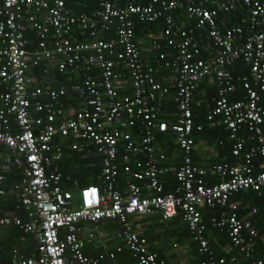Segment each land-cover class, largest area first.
<instances>
[{
	"label": "built area",
	"instance_id": "obj_1",
	"mask_svg": "<svg viewBox=\"0 0 264 264\" xmlns=\"http://www.w3.org/2000/svg\"><path fill=\"white\" fill-rule=\"evenodd\" d=\"M70 1L0 0V199L7 194L4 173L19 169L10 190L17 209L26 214V220L4 215L0 227L13 226L35 240L33 255L13 249L10 262L0 264L112 261L120 245L115 252L88 256L78 235L81 223L99 221L115 222L117 237L139 264H164L129 222L156 213L162 225L181 214L199 252L207 256L201 264H226L209 248L200 222L198 209L216 206L228 210L212 217V225L226 227L239 255L250 257L247 239L257 232L229 200L241 191L264 190V0H150L146 5L99 0L91 13H73ZM180 12L189 27L179 23ZM220 13H238L240 24L221 27ZM160 19L163 25L151 41L152 61L144 60L136 25ZM26 31L33 32L34 42ZM110 32L113 37L102 38ZM240 60L247 76L230 70ZM35 67L50 74L32 88L33 73L27 74ZM164 70L171 76L161 83L158 75ZM57 73L67 78L55 82ZM208 78L216 82L217 96L207 123L228 131L236 161L202 168L192 161L191 105L198 84ZM128 85L131 94L120 97ZM238 92L241 98L232 99ZM165 98L175 103L178 117L171 130L182 152L178 185L168 193L158 178L166 155L155 146L156 132L168 130L155 106ZM74 152L100 157V185L64 189L58 163ZM132 153L145 156L134 168L127 163ZM121 174L129 179L123 187ZM207 175L220 181L208 184Z\"/></svg>",
	"mask_w": 264,
	"mask_h": 264
},
{
	"label": "crops",
	"instance_id": "obj_2",
	"mask_svg": "<svg viewBox=\"0 0 264 264\" xmlns=\"http://www.w3.org/2000/svg\"><path fill=\"white\" fill-rule=\"evenodd\" d=\"M128 1L129 0H118V2L121 5H123L124 3H127ZM76 2L77 3L75 4H72L71 2L69 5L72 4L73 9H75L79 13H88L92 11L93 9L94 10L97 9L98 7L96 4V2L98 3V0H77ZM79 10H83V11L80 12ZM177 19H178V16H177ZM178 21L180 24L185 23L184 18H181V17H179ZM150 33H151L150 31L144 32L141 35V37L137 39L136 42L139 45L143 59L152 61L153 51L151 47V41L155 33L153 34H150ZM169 76H171L170 72H167V70L164 72L162 71L161 74L158 75V81H160L161 83H165L167 79L169 78ZM215 85H216L215 81L211 78H208L204 80L203 82H201L193 94V102H192L191 107L193 108L194 104L196 103V100H197V103H200L202 100L207 98L209 93L211 92L210 91L211 87H215ZM131 91H132L131 87L129 85L126 86L125 91L124 90L122 91V93L120 94V97L131 94ZM167 99L168 98L163 99L164 101L163 104L161 102L158 105L156 104L155 106H156V110L158 114V121L160 120V121H165L167 123H171L174 121V117H175L174 109L175 108L172 103L173 101H171V99H168V100ZM208 105H206L207 112L205 114H207L209 111ZM199 126L200 128L202 127V125H199ZM219 128L220 127H216L214 125L208 124L206 120L203 131L200 133V135L197 138L196 137L194 138L192 161L195 165L202 167V168H209L212 164L222 163L221 160L226 159V155H225L226 144L224 142L228 143V140L226 138L223 142L222 138L224 137V135L221 129ZM218 140H221L220 141L221 149L223 150H217V147L220 146L217 144ZM60 143L62 142L60 141ZM155 146L156 148H158L159 151L164 152L166 155L163 161V164L159 168L158 176L165 178V180L167 176H169V178L166 181H168L169 179L174 180L171 182L172 186H170L169 188L170 190L168 191V192H173V190L175 189L174 188L175 172L181 166L182 152L176 145L175 140L173 138H170L168 136H160V134H158L157 132H156ZM136 154L137 153H132L130 155V159L127 162L128 164L132 166V168H134L135 161L143 160L145 158L143 153H138L137 155ZM71 156L72 154L69 156V158L64 159L63 162L65 160L66 161L69 160ZM88 157L93 159L92 162H95L94 166L98 168L99 170L98 176H100V172H101L100 157L96 154L90 155ZM134 157H137V159H134ZM233 159L234 161L227 162V163L233 164L236 161L234 157ZM260 161H261L260 157L254 160L256 165L259 164ZM60 162L58 166H59V171L63 175L64 189H69L72 191L79 190L80 187H77L74 190L72 188L67 187V185L71 183L72 181L71 179L69 182L65 181L67 176L71 178L72 172H75V169H72V170L70 169V168H73L74 165L70 168H67V167L64 168L62 167V165L60 166ZM11 170L16 172L15 175L18 180L20 177L19 175L20 170L17 168L11 169ZM120 176H125V175L121 174ZM94 177L95 175H93V178ZM5 182H6V179H5ZM15 182L16 181L9 184L10 189H11V186ZM206 182L208 183L207 180ZM90 185H93V184H90ZM4 186L8 190V184H5ZM247 191H251V190H247ZM241 192H245V191H241ZM234 195H232L231 201L229 202L231 206L232 205L237 206L233 198ZM16 201H17V198H16ZM17 205H18V201L15 205L16 209H17ZM241 207L243 208V205H241ZM200 208H206V207H200ZM207 208L210 214H212L211 211H213L216 208L219 209L220 211L221 209L224 210V208H221L219 206H216V208L214 207V209L209 208V207ZM254 209L248 211L245 215L241 217V219H243L244 221H248L250 223L249 217L253 215ZM242 210L244 211V209ZM10 214L11 213H8V215ZM23 214H24L23 219L26 220V217H25L26 214L25 213ZM176 217L172 218L170 222L168 221L166 225H160L159 224L160 215L158 213L146 216L144 217L146 218L145 224L142 226L140 230H135V231L142 233V234L147 233L148 247L149 246L151 247V248L149 247V249H153V251H155L159 257L161 256L165 258L167 261V264H198L200 260V256L196 250L197 248L195 244L196 241L194 240L192 236H189L188 232L186 231V227L184 226V223H182V221ZM137 220L139 219L130 217L129 222L131 223V226ZM114 223H115L114 221H99L95 224H90V223L80 224L81 228L83 229L79 231L78 235L80 236L81 239L85 240L84 252L86 255L95 256L98 252H103L105 249H107L109 252H113L114 247L121 244V241H118L116 238L115 230H116L117 225L115 224L116 227H114ZM251 227L257 232V237L255 238L259 240L258 242L264 243V234L259 233V231L256 228H254L252 225ZM0 229L4 230V235L0 233V249L4 250L3 253L7 260L4 262L10 261V252L13 250V249L11 250L12 247H17L14 249H17L18 252L22 254L24 257H29L34 254L35 243L33 242L32 240L33 238L30 235H27L21 231H18L17 228L13 226L0 227ZM89 232L92 234L91 238L87 237ZM220 232L221 231H218V230H215L213 234L211 232H208L209 236L207 237V240L211 242V244L209 243L210 244L209 246H211L209 248L211 250H213L212 245L213 246L215 244L220 245L221 236H222ZM16 239H20V240H18L17 243H15L14 241H16ZM127 250L126 252H121V253L114 251L115 252L114 259L108 262L104 261L103 264H108V263L109 264H137L134 254L132 253L133 254L132 255ZM219 251H222L225 254H230L233 252V248L231 245H226V247H220ZM238 259L234 263H229V264L243 263V260L241 258H238Z\"/></svg>",
	"mask_w": 264,
	"mask_h": 264
},
{
	"label": "trees",
	"instance_id": "obj_3",
	"mask_svg": "<svg viewBox=\"0 0 264 264\" xmlns=\"http://www.w3.org/2000/svg\"><path fill=\"white\" fill-rule=\"evenodd\" d=\"M76 1L77 0H71L70 2H68V6H69L70 10L73 13H79L78 11L73 9V6H72V4L77 3ZM149 1L150 0H136V2L138 4H141V5H143V4L146 5V4L149 3ZM71 2H72V4L69 5ZM96 4L98 6L99 0H98V3L96 2ZM79 11L81 12L83 10H79ZM93 11H94V9L92 11L88 12V13H91ZM236 15H230L229 16L230 19H229V17H226L225 15L220 13V14H218V22L221 25V27L239 25L240 22H239V19H238V17ZM177 16H178V19H179V17L184 18V16L181 14V12L178 13ZM184 24H185V27H189V25H190L189 23H184ZM162 25H163V19H160V20L156 21V23L150 24L147 27L145 25L137 24L136 25L135 41H137V39L139 37H141V35L144 32H146V31H150L151 32L150 34L155 33L156 31H158L160 29V27ZM25 35H26L27 38L31 39L32 42H34L35 37H34L33 32L26 31ZM109 37H113V33L110 32V33H107L106 35L102 36V38H105V39H108ZM31 47H33V44L30 46V49H32ZM158 64L159 65L163 64V62H160ZM40 70L41 69H38V67H35V68L31 69L30 72H28V74H27L28 76H30L33 73L32 74V78L34 79V82H32V86H34V87H32V88H35L36 86L37 87L40 86L43 83V81L50 74V72L43 73ZM246 73H247L246 72V68L243 65H241L240 62H238L233 75L234 76H243ZM65 78H67L66 74L57 73V75H56V80L57 81H55V82H60V81L64 80ZM52 86H58V85H57V83H55ZM210 91L211 92L209 93L208 97L205 98L204 100H202L200 103H197V100H196V103L194 104V106L192 108L193 121H194V131L192 133V137H194V138L195 137L197 138L200 135V133L203 131V128H204V125H205V122H206V114H205L207 112V106L206 105L209 104L208 105V109H209L212 106V102H211L212 99L217 96L216 86L215 87H211ZM195 95H196V93H195ZM241 96H242V93L238 92V93H235L232 96L233 97L232 99H239V98H241ZM199 125H202V127H201V130L197 131L196 128ZM263 127H264V125H263ZM219 129H221V131L223 132V135H224V137L222 138L223 142H224V140L226 138L228 140V131L225 130V128L223 126L220 127ZM12 130L16 131V127L12 126ZM169 137L172 138L171 135H169ZM220 141L221 140L217 141V144L220 145V146L217 147V150H223V149H221V142ZM224 143L226 144V149H225L226 159L221 160V162L222 163H224V162H232V161H234L233 156L231 155L232 143L229 140H228V143H226V142H224ZM88 158L89 157L88 156L86 157L83 152H74V153H72V156L70 157L69 160H67V161L65 160L64 162L63 161L60 162V166L62 165V167H64V168H66V167L70 168V167H72L74 165L73 168H70L71 170L75 169V172H72L73 175L71 174V180L72 181H71V183H69L67 185L68 188H72L74 190L77 187L82 188V187L88 186L90 184L97 185V186L100 185L101 180H100V176H98L99 170H98V168L96 166H94L95 162H92L93 159H91V158L88 159ZM134 159H137V157H134ZM162 164H163V161L159 163V165H158L159 168L161 167ZM121 171L122 170L120 169V172ZM15 173L16 172H14L13 170L4 173V177L6 178L5 184H8V190H7V194L0 199V217H3L4 215H7L8 213H14L16 216H18V217L23 219L24 218L23 217L24 216V214H23L24 211H23V209H16L15 208V205L17 203L16 196L11 192L10 187H9V184H11L14 181H17V177H16ZM121 173H123V172H121ZM93 175H95L94 178H93ZM158 178H159V181H160V183H161V185L163 187V193H168V191L170 190L169 189L170 186H172L171 182L174 181V180H170L169 179L168 181H166L169 178V176H167L166 180H165V178H163L161 176L158 177ZM206 180L208 181V184H212V183H218L220 181V178L218 176H216V175H207L206 176ZM127 181H129V179L126 176H120L119 179H118V183L120 184L121 187H123L125 182L127 183ZM177 185H178V183H177V180L175 178L174 188ZM263 192H264V190H261V191H245V192L237 193V194H235L233 196L234 201H235L236 205L238 206V207L236 206L237 207L236 211H237V214H238V216L240 218L243 215H245L248 211H250V210L255 208L254 211H253V215L251 217H249V220H250L251 225L254 228H256L259 231V233H261V234H264V197H263ZM230 201H231V198H230L229 202ZM241 205H243V208L241 207ZM207 209H208L207 207L198 209L199 210V214H200V222H201V224H203L205 226V231L203 233L204 237L207 240V237L209 236L208 232H211L213 234V232L215 230L221 231L220 233L222 235L221 236L220 245H218V244H215L214 246L212 245V247H213L212 251L214 252V256L216 257V259L225 258L226 259L225 263L229 264L230 263L229 262L230 258L235 257L236 261H237L238 258H241L243 260V263H239V264H255L257 260L264 258V243L258 242L259 240L256 239V238L247 239V240H250L251 243H252L251 249L248 250L250 257L245 258V257L239 255V253L237 251L238 249L233 247V245L231 243V240L228 237L227 228L226 227L213 226L212 223H211V218L212 217H218L219 218L220 212L223 211V210L221 209V211H220L217 208L216 209L212 208L214 210L213 211L210 210L211 213H212V214H210L209 210H207ZM226 209L228 210V206H227V208H224V210H226ZM242 209H244V211ZM176 218L181 220V214L178 213ZM138 219L139 220L135 221L132 224V227L134 228L133 229L134 231L135 230H140L142 228V226L145 224V219L146 218H144V217L142 218L141 217V218H138ZM182 223H184V226L186 227V231L188 232L189 236H192L187 223H185L183 221H182ZM159 224L162 225L161 223H159ZM114 227H116L115 223H114ZM117 232H118V228L116 227V230H115L116 238H117L118 241H121L117 237ZM140 234L146 239V241H148L147 240V233H145V234L140 233ZM243 234L246 235V232H243ZM246 237H248V235H246ZM18 240H20V239H16V241H14V242L17 243ZM14 242H12V243H14ZM207 242H208V246H209L211 244V242H209V240H207ZM195 244H196V247H197L196 248L197 253L200 256V260H199L198 264H201L202 262H205L207 260V256L205 254H201L199 252V244H198L197 241H196ZM12 245H14V244H12ZM226 245H231L232 246V248H233V252L232 253L225 254L222 251H219L220 247H226ZM209 247H211V246H209ZM14 248H17V247H12L11 250L14 249ZM126 250L127 249L124 248V250H122V251H120L118 253L126 252ZM3 251L4 250L0 249V254H1L0 255V262L7 261ZM114 251L115 250L113 249V252ZM127 251H129V253L132 254V252L130 250H127ZM150 251L156 253L155 251H153V249H150ZM157 256H158V254H157ZM158 259L162 260L165 264H167V261H166L165 258H163L161 256L160 257L158 256ZM104 261L108 262V261H111V260L107 258ZM103 262H100L99 264H103Z\"/></svg>",
	"mask_w": 264,
	"mask_h": 264
},
{
	"label": "bare ground",
	"instance_id": "obj_4",
	"mask_svg": "<svg viewBox=\"0 0 264 264\" xmlns=\"http://www.w3.org/2000/svg\"><path fill=\"white\" fill-rule=\"evenodd\" d=\"M220 26V25H219ZM238 62H240L241 63V65H243L245 68H246V74H244L245 76H247L248 75V73H249V70H248V67L247 66H245L244 64H243V62L240 60V61H238ZM237 62V63H238ZM237 63L236 64H234V66H232V68L230 69L231 70V72H232V74H234V71H235V68H236V66H237ZM211 79H213V78H211ZM214 80V79H213ZM200 84V83H199ZM199 84H198V86H199ZM215 84H216V82H215ZM198 86H197V88H198ZM196 88V89H197ZM195 92V91H194ZM194 92H193V94H194ZM193 98V97H192ZM214 99V98H213ZM213 99H212V103H213ZM193 102V101H192ZM173 105H174V108H175V117H174V121L173 122H171V123H167V125H168V130L166 131V132H163V133H161V132H159V131H157V133L158 134H160V136H168L169 137V135H171L172 136V138L175 140V143H176V145H177V142H176V137H175V135H174V133L172 132V130H171V127H172V125H174L175 123H176V120H177V115H178V113H177V111H176V107H175V103L173 102ZM212 107V106H211ZM211 108H209V110H210ZM191 111H192V107H191ZM206 116H207V114H206ZM192 120H193V114H192ZM193 124H194V121H193ZM201 130V129H200ZM193 131H194V129H193ZM193 131H192V133H193ZM33 240V242L35 243V240L34 239H32ZM147 245H148V242H147ZM120 246H121V251L125 248V247H123V245H122V243L120 244ZM125 249H127V248H125ZM148 249H149V247H148ZM17 250V249H16ZM129 250V249H128ZM150 250V249H149ZM18 251V250H17ZM11 253V252H10ZM133 253V252H132ZM20 254V253H19ZM134 254V253H133ZM134 257H135V255H134ZM135 259H136V261H137V258L135 257ZM10 262V261H9ZM5 263H8V262H5ZM137 263H138V261H137ZM139 264V263H138ZM165 264V263H164Z\"/></svg>",
	"mask_w": 264,
	"mask_h": 264
},
{
	"label": "rangeland",
	"instance_id": "obj_5",
	"mask_svg": "<svg viewBox=\"0 0 264 264\" xmlns=\"http://www.w3.org/2000/svg\"><path fill=\"white\" fill-rule=\"evenodd\" d=\"M0 233H2L4 235V230L3 229H0Z\"/></svg>",
	"mask_w": 264,
	"mask_h": 264
},
{
	"label": "water",
	"instance_id": "obj_6",
	"mask_svg": "<svg viewBox=\"0 0 264 264\" xmlns=\"http://www.w3.org/2000/svg\"><path fill=\"white\" fill-rule=\"evenodd\" d=\"M10 216H14V214L11 213Z\"/></svg>",
	"mask_w": 264,
	"mask_h": 264
},
{
	"label": "clouds",
	"instance_id": "obj_7",
	"mask_svg": "<svg viewBox=\"0 0 264 264\" xmlns=\"http://www.w3.org/2000/svg\"><path fill=\"white\" fill-rule=\"evenodd\" d=\"M13 214V213H12Z\"/></svg>",
	"mask_w": 264,
	"mask_h": 264
}]
</instances>
